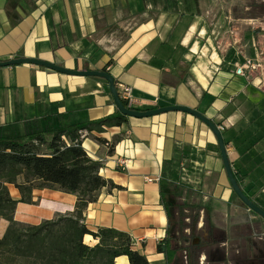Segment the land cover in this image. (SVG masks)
Returning <instances> with one entry per match:
<instances>
[{"label": "crops", "instance_id": "crops-1", "mask_svg": "<svg viewBox=\"0 0 264 264\" xmlns=\"http://www.w3.org/2000/svg\"><path fill=\"white\" fill-rule=\"evenodd\" d=\"M19 57L105 70L118 89L133 88L132 108L200 111L220 128L240 186L264 209V86L256 80L264 75V0H0V61ZM248 59L259 70L237 74ZM119 112L104 78L30 63L0 67V137L51 139ZM82 145L115 184L85 210L90 230L128 233L152 264H169L157 249L167 236L180 250L177 264H264V218L236 195L217 137L197 116H127L104 132L82 131ZM33 199L17 204L18 222L73 212L78 196L43 188ZM8 226L0 216V237Z\"/></svg>", "mask_w": 264, "mask_h": 264}, {"label": "trees", "instance_id": "trees-1", "mask_svg": "<svg viewBox=\"0 0 264 264\" xmlns=\"http://www.w3.org/2000/svg\"><path fill=\"white\" fill-rule=\"evenodd\" d=\"M126 118L119 112L60 128L51 139L44 133H33L25 140L0 137V216L9 221L0 237V264H118L116 258L122 255L128 257L129 264H152L133 248L128 233L110 227L92 231L85 223L88 205L97 200L103 187L115 184L101 175L102 162L83 147L82 131L104 132ZM11 184L19 189V199L12 196ZM38 186L76 194L75 210L39 224L18 222L17 204L35 203L33 191ZM165 206L169 208L166 202ZM87 234L99 241L88 244ZM157 249L166 254L169 264H177L180 250L173 238L161 240Z\"/></svg>", "mask_w": 264, "mask_h": 264}, {"label": "water", "instance_id": "water-1", "mask_svg": "<svg viewBox=\"0 0 264 264\" xmlns=\"http://www.w3.org/2000/svg\"><path fill=\"white\" fill-rule=\"evenodd\" d=\"M23 63H30L39 66H44L48 68H52L54 70L67 73V74H74V75H84V76H98L107 80L109 84L110 93L112 94L114 103L116 104L118 110L121 114L126 116H133V117H149L154 116L160 113L169 112V111H184L191 113L198 118H200L203 122H205L211 130L214 132L215 136L217 137L219 148L221 151V155L224 161L225 169L230 180V183L236 193V195L240 198V200L248 206L249 209L258 213L264 218V209L260 207L257 203H255L242 189L240 186L237 178L235 177L232 163L229 159L226 144L223 138V134L218 127V125L209 117L205 116L200 111L190 108L184 105H169V106H160L156 108L146 109V110H139L136 108H132L126 105L120 97L118 88L116 86V80L109 72L105 70H74L70 68H66L60 64L52 63L46 60H42L39 58H29V57H19L13 58L5 61H0V67L3 66H12L18 65Z\"/></svg>", "mask_w": 264, "mask_h": 264}, {"label": "built area", "instance_id": "built-area-1", "mask_svg": "<svg viewBox=\"0 0 264 264\" xmlns=\"http://www.w3.org/2000/svg\"><path fill=\"white\" fill-rule=\"evenodd\" d=\"M261 67V63L255 60L248 59L243 64H240L237 66L236 73L240 75H246L247 73H255L259 68ZM257 84L259 86H264V75H261L260 73L257 75ZM119 94L122 100L126 101L127 104L130 106L131 102L133 101V88L130 85L127 84H119ZM108 145V143H107ZM121 163H125L124 160L121 161ZM160 177L156 178H147V181L153 182V181H159Z\"/></svg>", "mask_w": 264, "mask_h": 264}, {"label": "rangeland", "instance_id": "rangeland-1", "mask_svg": "<svg viewBox=\"0 0 264 264\" xmlns=\"http://www.w3.org/2000/svg\"><path fill=\"white\" fill-rule=\"evenodd\" d=\"M17 188V187H16ZM36 189H43V188H39V186L38 187H36ZM87 242V241H86Z\"/></svg>", "mask_w": 264, "mask_h": 264}]
</instances>
